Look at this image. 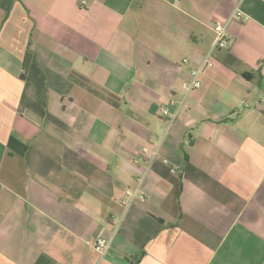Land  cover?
Masks as SVG:
<instances>
[{"label":"crops","instance_id":"0c3cea01","mask_svg":"<svg viewBox=\"0 0 264 264\" xmlns=\"http://www.w3.org/2000/svg\"><path fill=\"white\" fill-rule=\"evenodd\" d=\"M0 264H264V0H0Z\"/></svg>","mask_w":264,"mask_h":264},{"label":"built area","instance_id":"2783aa9c","mask_svg":"<svg viewBox=\"0 0 264 264\" xmlns=\"http://www.w3.org/2000/svg\"><path fill=\"white\" fill-rule=\"evenodd\" d=\"M242 1V0H241ZM244 16L243 10H241L240 6L235 10L234 14L231 17V20H241L242 17ZM215 33H216V42L214 47L212 48L211 54L214 51H217L219 49H223L227 45V24L222 23V22H217L214 26ZM184 63L188 64L189 60L184 59ZM214 63L212 61V55H208L202 62V64L199 67L191 69V80L189 82H184L183 87L186 90L187 93H190L194 90H197L201 88L202 82L200 80L202 72L208 68V67H213ZM171 104H176L175 102H171ZM180 106L183 104L178 103ZM160 113L162 117L168 118L169 119V126L168 130L172 127L174 124L178 110L172 111L170 106H164L160 109ZM147 148H142L141 149V154L147 152ZM139 186H137L135 189H129L126 193V199L123 201V203L126 206L132 205L134 200L136 198H139L141 200H145V195L143 191L141 190V182L142 178L139 180ZM88 244L93 248L94 250L100 252V253H105L106 251L109 250L111 246V240L105 239V238H100L95 241H89Z\"/></svg>","mask_w":264,"mask_h":264}]
</instances>
